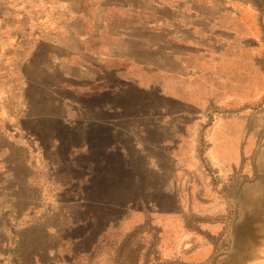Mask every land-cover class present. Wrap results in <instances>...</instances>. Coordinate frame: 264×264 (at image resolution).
Listing matches in <instances>:
<instances>
[{"label":"rangeland","instance_id":"obj_1","mask_svg":"<svg viewBox=\"0 0 264 264\" xmlns=\"http://www.w3.org/2000/svg\"><path fill=\"white\" fill-rule=\"evenodd\" d=\"M0 29V264L260 242L264 0H0Z\"/></svg>","mask_w":264,"mask_h":264},{"label":"crops","instance_id":"obj_2","mask_svg":"<svg viewBox=\"0 0 264 264\" xmlns=\"http://www.w3.org/2000/svg\"><path fill=\"white\" fill-rule=\"evenodd\" d=\"M239 251L245 256L234 261H232L231 258H227L218 263L209 262V260H207L206 262H198L197 264H264V234L261 235L260 242L257 245L245 248L242 247Z\"/></svg>","mask_w":264,"mask_h":264}]
</instances>
